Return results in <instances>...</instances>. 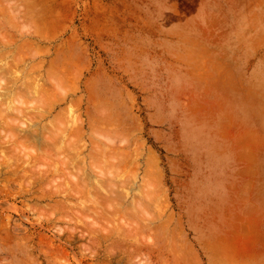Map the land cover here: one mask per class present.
Returning a JSON list of instances; mask_svg holds the SVG:
<instances>
[{"label":"rangeland","instance_id":"1","mask_svg":"<svg viewBox=\"0 0 264 264\" xmlns=\"http://www.w3.org/2000/svg\"><path fill=\"white\" fill-rule=\"evenodd\" d=\"M0 23V264H264V0Z\"/></svg>","mask_w":264,"mask_h":264},{"label":"bare ground","instance_id":"2","mask_svg":"<svg viewBox=\"0 0 264 264\" xmlns=\"http://www.w3.org/2000/svg\"><path fill=\"white\" fill-rule=\"evenodd\" d=\"M0 26H2L1 23H0ZM3 27H4V26H3ZM8 28H9V27H8ZM3 30H4V29H3ZM10 30H11V29H10ZM10 30H9V31H10ZM1 34H2V31H1L0 35H1ZM5 34H8V33L5 32ZM3 35H4V34H3ZM3 35H1V36L3 37ZM10 35H11V34H10ZM10 35H9V36H10ZM12 35H13V34H12ZM12 35H11V36H12ZM19 36H20V35H19ZM43 36H44V35H43ZM5 38H6V37H5ZM5 38H4V39H5ZM6 40H7V39H6ZM9 41H10V40H9ZM9 41H6V42H7V43H10ZM15 41H16V40H15ZM15 41H14V42H15ZM17 41H18V40H17ZM28 41H29V40H28ZM24 42H25V41H24ZM30 42H31V41H30ZM2 43H3V42H2ZM0 44H1V42H0ZM5 44H6V43H5ZM10 44H11V43H10ZM10 44L7 45V47L10 46ZM13 44H14V43H13ZM25 44H28V42H27V43H23V42H22L21 45H20V48H16V49H18V51H19V50L22 51L23 49L21 50V46L24 48ZM23 45H24V46H23ZM33 45H34V44H33ZM5 46H6V45H5ZM5 46H4V48H7V47H5ZM14 46H15V45H14ZM28 46H29V45H28ZM10 47H12V46H10ZM30 47H31V45H30ZM30 47H29V49H31ZM26 48H27V47H26ZM36 48H37V47H36ZM40 48H41V47H39V49H40ZM11 49H12V48H11ZM25 50H26V49H25ZM6 52H7V51H6ZM41 52H42V51H41ZM2 53H3V52H2ZM8 53H10V52H7L6 54H8ZM13 53H14V51H13ZM13 53L11 52V54H13ZM21 53H22V52H19V53H17V54H20V55H21ZM4 54H5V53H4ZM17 54H16V55H17ZM14 55H15V54H14ZM27 55H28V54H27ZM3 56L6 57V55H2V57H3ZM18 56H19V55H18ZM21 56H23V55H21ZM0 57H1V56H0ZM2 57H1V58H2ZM7 57H8V56H7ZM14 57H15V56H14ZM14 57H11V58H14ZM23 57H24V56H23ZM1 58H0V59H1ZM17 58H18V57H17ZM21 58H22V57H21ZM34 58H35V57H34ZM7 59H8V58H7ZM2 60H3V59H2ZM13 60H14V59H13ZM16 60H17V59H16ZM16 60H15V62H16ZM19 60H22V59L19 58ZM5 61H6V60H5ZM11 61H12V60H11ZM11 61H10V62H11ZM8 62H9V61H8ZM13 62H14V61H13ZM6 63H7V62H6ZM20 63H21V62H20ZM11 64H12V62H11ZM16 64H17V63H16ZM18 64H19V63H18ZM35 64H36V63H35ZM0 65H2V64H0ZM12 65H13V64H12ZM4 66H5V65H4ZM10 66H11V65H10ZM8 67H9V66H8ZM15 67H16V65L14 66V68H15ZM34 67H35V66H34ZM5 68H6V66H5ZM5 68H4V69H5ZM12 68H13V67H12ZM52 68H55V67H52ZM1 69H3L2 66H1ZM7 69H9V68H7ZM57 69H58V68H57ZM3 71H5V70H3ZM28 71H29V70H28ZM30 71H32V70H30ZM30 71H29V72H30ZM33 71H34V70H33ZM49 71H50V70H49ZM51 71H52V70H51ZM56 71H57V70H56ZM12 72H13V71H12ZM63 72H64V70H63ZM1 73H3V72H0V74H1ZM5 73H6V72H5ZM46 73H47V72H46ZM50 73H51V72H50ZM54 73H55V72H54ZM28 74H29V73H28ZM47 74H48V76L50 75L49 73H47ZM56 74H57V72H56ZM58 74H59V73H58ZM51 75H52V74H51ZM48 76H47V77H48ZM61 76H62V75H61V73H60V75H59L60 78L58 77L57 79L62 80L61 78H62L64 75H63L62 77H61ZM15 77H16V76H15ZM27 77H28V76H27ZM49 77H51V76H49ZM53 77H54V75H53ZM39 78H40V77H39ZM63 78H64V77H63ZM25 79H26V78H25ZM57 79H54V80H57ZM57 81H58V80H57ZM49 82H50V81H49ZM55 82H56V81H55ZM58 83H59V82H58ZM28 84H29V83H28ZM54 84H55V83H54ZM64 84H65V83H64ZM32 85H33V83H32ZM37 85H38V84H37ZM56 85H57V82H56ZM58 85H59V84H58ZM28 86H30V85H28ZM41 86H42V85H41ZM43 86L45 87V85H43ZM20 87H21V86H20ZM24 87H25V86H24ZM46 87H47V86H46ZM30 88H31V87H30ZM32 88H33V87H32ZM32 88H31V89H32ZM36 88H37V87H36ZM40 88H41V87H40ZM7 89H8V88H7ZM9 89H10V88H9ZM9 89H8V90H9ZM34 89H35V88H34ZM43 89H44V88H43ZM45 89H46V88H45ZM0 90H1V89H0ZM39 90H40V89H39ZM21 91H22V90H21ZM33 91H34V90H33ZM42 91H44V90H42ZM42 91H41V92H42ZM37 92L39 93V95L41 94V93L38 91V89H37ZM19 93H20V92H19ZM32 93H33V92H32ZM56 93H57V92H56ZM17 94H18V93H17ZM35 94H36V92H35ZM59 94H61V93H59ZM44 95H45V94H44ZM51 95H52V94H51ZM23 96H24V95H23ZM47 97H48V95H47ZM38 99H39V98H38ZM47 100H48V99H47ZM34 101H35V100H34ZM48 101H49V100H48ZM4 105H5V104H4ZM0 107H1V106H0ZM9 109H10V108H9ZM1 111H2V110H1ZM1 111H0V112H1ZM72 115H73V114H72ZM39 116H40V115H39ZM40 117H41V116H40ZM74 118H75V117H74ZM5 124H6V123H5ZM8 127H9V125H8ZM8 129H10V128H7V130H8ZM2 131H3V130H2ZM27 134H28V133H27ZM19 136H20V135H19ZM21 136H23V135H21ZM7 137H9V135H8ZM16 137H17V136H16ZM3 138H4V137H3ZM3 138H2V139H3ZM4 139H5V138H4ZM11 139H12V138H11ZM19 139H21V138H19ZM24 140H25V139H24ZM3 141H4V140H3ZM9 141H10V139H9ZM44 141H45V140H44ZM1 142H2V141H1ZM1 142H0V143H1ZM7 142H8V141H7ZM7 142H6V143H7ZM46 143H47V142H46ZM49 143H50V142H49ZM9 144H10V143H9ZM9 144H8V145H9ZM19 144H20V142H19ZM13 149H14V148H13ZM15 150H17V149H15ZM10 151H12V150H10Z\"/></svg>","mask_w":264,"mask_h":264},{"label":"crops","instance_id":"3","mask_svg":"<svg viewBox=\"0 0 264 264\" xmlns=\"http://www.w3.org/2000/svg\"><path fill=\"white\" fill-rule=\"evenodd\" d=\"M63 75H64V76H63ZM62 76H63L64 78H63ZM62 76H61V77H62L61 79H62V81H63V80L66 78V74H64V72H63V73H62ZM59 78H60V77H59Z\"/></svg>","mask_w":264,"mask_h":264}]
</instances>
